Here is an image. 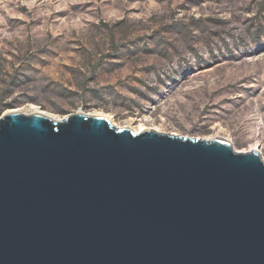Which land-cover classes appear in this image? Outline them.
Listing matches in <instances>:
<instances>
[{"label": "water", "instance_id": "1", "mask_svg": "<svg viewBox=\"0 0 264 264\" xmlns=\"http://www.w3.org/2000/svg\"><path fill=\"white\" fill-rule=\"evenodd\" d=\"M0 264H264V158L84 112L5 114Z\"/></svg>", "mask_w": 264, "mask_h": 264}, {"label": "rangeland", "instance_id": "2", "mask_svg": "<svg viewBox=\"0 0 264 264\" xmlns=\"http://www.w3.org/2000/svg\"><path fill=\"white\" fill-rule=\"evenodd\" d=\"M13 109L264 158V0H0V117Z\"/></svg>", "mask_w": 264, "mask_h": 264}, {"label": "bare ground", "instance_id": "3", "mask_svg": "<svg viewBox=\"0 0 264 264\" xmlns=\"http://www.w3.org/2000/svg\"><path fill=\"white\" fill-rule=\"evenodd\" d=\"M13 112H19V111H18L17 109H13V110H9V111H7L6 114L13 113ZM36 113H38V114H43V115H45V116H47V117H49V118H51V119H53V120H63V119H57V117H54L53 115H48V114H46V113H44V112H41V111H37ZM91 115L101 116V117H104V118L107 117L105 114H102V113L91 114ZM107 118H108V117H107ZM107 118H106V119H107ZM107 120H108V119H107ZM108 121H109V120H108ZM111 124H112V123H111ZM142 130L144 131V128L141 129V130H139V131H136V133H140V132H142ZM153 130H155V129H153ZM155 131H157V130H155ZM256 149H257L256 147L253 148V150H256Z\"/></svg>", "mask_w": 264, "mask_h": 264}]
</instances>
